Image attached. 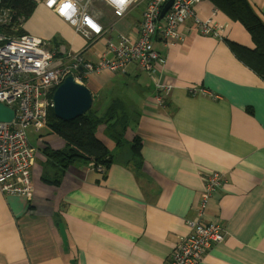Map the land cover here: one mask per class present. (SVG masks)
Listing matches in <instances>:
<instances>
[{
  "label": "crops",
  "instance_id": "1",
  "mask_svg": "<svg viewBox=\"0 0 264 264\" xmlns=\"http://www.w3.org/2000/svg\"><path fill=\"white\" fill-rule=\"evenodd\" d=\"M247 1L264 22V0ZM35 3L22 23L24 32L46 39L36 25L26 28L32 16L46 14L74 34L67 46L63 38L56 40L57 59L68 62L66 54L81 55L93 63L109 55L107 40L135 33L147 1L116 19L106 3L93 0L91 14L106 30L94 43L41 0ZM194 10L201 20L226 24V33L219 40L204 37L188 21L176 45L155 38L163 59L159 79L174 88L162 107L152 78L135 65L124 75L104 71L85 81L92 95L121 89L119 98L135 111L129 130L140 140L139 168L116 160L103 172L72 165L56 175L43 150H60L64 143L52 135L28 134L38 143H30L36 149L33 199L0 193V264H169L188 233L186 221L196 216L207 175L216 171L225 173L224 182L203 220L219 223L225 238L199 264H264V81L228 44L252 48L246 30L209 0H200ZM193 89L217 98L192 94Z\"/></svg>",
  "mask_w": 264,
  "mask_h": 264
},
{
  "label": "built area",
  "instance_id": "2",
  "mask_svg": "<svg viewBox=\"0 0 264 264\" xmlns=\"http://www.w3.org/2000/svg\"><path fill=\"white\" fill-rule=\"evenodd\" d=\"M40 1V0H39ZM106 3L116 19L124 17L128 10L143 0H125L121 6L114 0ZM141 20L135 33L117 34L106 41V52L96 62L85 61L81 55H66L64 62L57 59L61 53L51 49L48 43L30 36H9L1 31L8 26L13 14L0 9V104L14 112L11 122H0V193L25 201L33 199L31 168L36 149L30 144L28 134L38 133L46 127L47 111L52 106L49 96L72 75L84 85L93 74L107 71L124 75L129 65H135L148 74L154 84L155 101L164 105V97L173 91V86L160 81L163 59L155 50V38L166 46H174L181 39V28L191 21L204 37L222 39L227 25L212 19L198 18L194 6L200 0H172L166 13L160 18L162 9L170 0H146ZM93 0H41L59 18L71 25L75 32L88 43L102 38L106 30L91 14ZM1 3V0H0ZM216 13V10L214 11ZM135 36V37H134ZM59 54V55H58ZM192 94L217 96L203 89H193ZM88 168L103 172V167L88 164ZM222 172L207 175L195 218L186 221L188 233L181 238L170 254L169 264H199L212 247L224 241V232L219 223H205L203 220L208 202L216 189L224 182Z\"/></svg>",
  "mask_w": 264,
  "mask_h": 264
},
{
  "label": "trees",
  "instance_id": "3",
  "mask_svg": "<svg viewBox=\"0 0 264 264\" xmlns=\"http://www.w3.org/2000/svg\"><path fill=\"white\" fill-rule=\"evenodd\" d=\"M37 0H1L0 9L9 10L12 20L1 31L9 36H22L26 33L22 23L27 20L36 6ZM213 6L232 22L240 24L250 35L252 48L229 42L230 49L238 60L248 66L264 81V22L256 15L247 0H209ZM19 19L22 21L19 22ZM93 97V95H92ZM50 101L52 95L49 96ZM123 100H112L104 110L91 109L83 116L63 122L53 115L52 108L47 111L46 126L49 135L64 143L60 150L45 147L43 154L48 164L53 166L55 174H60L68 167L79 165L107 169L116 160L126 161L128 165L140 167V140L134 136L131 124L134 123L135 111L128 110ZM131 138L128 140L126 136ZM128 159L124 157L126 144ZM111 144V145H110Z\"/></svg>",
  "mask_w": 264,
  "mask_h": 264
},
{
  "label": "water",
  "instance_id": "4",
  "mask_svg": "<svg viewBox=\"0 0 264 264\" xmlns=\"http://www.w3.org/2000/svg\"><path fill=\"white\" fill-rule=\"evenodd\" d=\"M172 4L170 0L162 9L160 18L166 13ZM52 111L55 118L63 121H73L86 114L93 102L90 90L77 83L72 75L65 78L52 95ZM14 112L0 104V122H11Z\"/></svg>",
  "mask_w": 264,
  "mask_h": 264
},
{
  "label": "rangeland",
  "instance_id": "5",
  "mask_svg": "<svg viewBox=\"0 0 264 264\" xmlns=\"http://www.w3.org/2000/svg\"><path fill=\"white\" fill-rule=\"evenodd\" d=\"M21 21L22 20L19 19V22H21ZM32 25H36L37 26V30L41 31L43 35L47 36L46 39H44V40L41 39V40H43L45 42H49L50 44H48V45H50V48L52 47L53 49H55L56 47L58 49H60V44H58L57 41H56L57 39L58 40H61L63 38V44L65 46H67L66 45V42L68 40L71 41L72 36L74 35L73 34V31L72 32H68V30H62V29H60V27L57 24V22H55L48 15L43 14V13H40L38 15V18L37 17H34L33 18V16H32L27 21L26 28L27 27H30ZM22 28L25 30V27L24 26ZM60 32H61V34L59 35ZM27 33L30 34V35H32V33L28 32V31H27ZM73 40H75L76 43H79V40L77 38L76 39L73 38ZM81 48H83V45L81 46ZM84 86H85V83H84ZM124 88H126V87H124ZM120 91H121V89H113V90H110V91L108 90L106 92L105 91H102L101 93H95L93 95V102H92V106L91 107L93 109H96V110H99V109L101 111L104 110L105 108H107L111 104V101L112 100H116V99L122 100L121 98H119L120 97V94H118ZM30 133L33 134L32 132H30ZM45 134H46L45 137L51 136V135H49V131L47 129V126L45 128H43L41 131H39L38 133L34 134V136L36 135L38 137H42L43 138V136ZM30 143L34 147H37L38 146L37 140H35V138L30 137ZM128 147H129V143H127L126 144V147H125V151H126V153H124V157L125 158L128 156V154H127Z\"/></svg>",
  "mask_w": 264,
  "mask_h": 264
},
{
  "label": "snow or ice",
  "instance_id": "6",
  "mask_svg": "<svg viewBox=\"0 0 264 264\" xmlns=\"http://www.w3.org/2000/svg\"><path fill=\"white\" fill-rule=\"evenodd\" d=\"M114 2L122 6L125 3V0H114Z\"/></svg>",
  "mask_w": 264,
  "mask_h": 264
}]
</instances>
